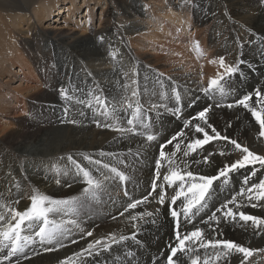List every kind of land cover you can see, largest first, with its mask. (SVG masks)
I'll return each mask as SVG.
<instances>
[{"label": "bare ground", "instance_id": "6f19581e", "mask_svg": "<svg viewBox=\"0 0 264 264\" xmlns=\"http://www.w3.org/2000/svg\"><path fill=\"white\" fill-rule=\"evenodd\" d=\"M35 1L19 0L20 6L15 8L22 13L33 9L39 22L50 13L59 17L66 8L72 20H75L76 10L81 8L77 5L78 0H49L38 3L37 7L34 6ZM81 1L88 8L89 27H61L44 34L46 32L38 33L33 25L37 31L31 38H27L28 44L23 46L15 39H12L10 47L4 44L14 32L6 17L22 32L25 22L31 21L29 15L27 17L24 13L17 19L11 14L14 8L0 14V22L6 23L8 30L0 28V77L5 76L8 79L6 83L11 82L8 84L19 83L17 87H12L13 91L3 96L0 90V193L5 191L2 183L7 180L10 182V172L21 174V170L17 172L16 168L20 167L5 144L30 155L23 173L27 184L22 185L18 178H14L17 180L13 186L14 194L8 192V198L5 195L0 197L9 199V202L20 200L21 190L28 185H32L28 189L29 194L18 204L20 207L22 204V208L29 205L33 188L54 199L78 197L83 185L76 175L74 165L67 158L71 156L97 175H102L97 172L95 165L83 160L87 155L108 162V156L100 157L101 151L113 153L119 159L127 157L128 171L133 178L126 188L118 186V181L114 178L110 179L107 190L101 193L99 201L79 209L75 215L56 216L57 221L75 219L78 225H67L60 243L29 245L24 254H17L10 262L4 260L5 253L0 252V260H4V264H60L72 257L73 264H165L168 244L174 241V221L169 214L168 202L174 190L166 189L168 195L163 207L157 203L154 194L149 196L160 146L183 130L186 119L212 103L203 92L208 80L214 78L219 71L218 65L209 63L211 59L224 56L228 62H234L238 52H242V58L247 61L242 66L244 78L235 80L233 92L224 103L232 102L253 89L264 88V46L261 44V40H264V0H119L130 21V28L123 30L122 38L115 36L110 23L98 32L92 26L95 8L101 7L104 0ZM105 16L109 21L108 11ZM76 24L75 21V26ZM101 36L104 37L103 42L100 41ZM238 39L252 43L240 49L237 46ZM196 42H199L203 55L194 48ZM113 52L116 53V59L110 55ZM133 66L142 101H163L172 106L174 102L167 97L174 87L178 88L183 97V113L179 119L170 114L159 118L152 114L158 140L142 149L137 159L129 155V149L136 152L135 141L139 138L120 139L117 133L97 127L95 120L104 123V118H94L89 108L76 103L77 100H87L89 91L106 97L110 103L121 99V85L127 79L124 73L130 72ZM13 68H18L19 72ZM61 88L68 89L73 97L71 103L60 99ZM65 108L68 109L67 114ZM121 116L122 122L126 121L127 115L121 113ZM210 122L222 134L235 138L244 145L248 144L246 146L251 151L264 155V138L258 136L259 126L250 113L241 108L215 109ZM229 122L232 125L230 128L226 126ZM205 149L195 158L202 159L204 155L213 153L210 165L193 164L192 171L212 175L217 168L233 162L241 155L225 141H213ZM147 150L153 151V159L150 166L144 168L142 164ZM166 150L169 152L173 147ZM221 151L225 152L224 156L219 155ZM192 159L193 157L188 158L189 161ZM116 162L115 159L111 160L112 164ZM252 170L257 171L255 177L250 176ZM165 171L166 169H161L162 173ZM108 175L111 176L110 173ZM245 176H250V183H258L260 179H264V169L259 165L249 166L231 174L228 185L217 181L214 185L217 188L216 196L209 202L208 210L201 212L197 219L194 218L195 222L199 224L201 218L206 219L214 210V206H219L224 200L236 195L243 187ZM23 177L21 181L24 180ZM125 190L129 196L123 195ZM145 196H149L150 202L131 210V214L155 212L160 208L155 224L142 225L135 241L117 245L99 256L85 255L76 258L75 254L82 252L89 243L110 233L131 236L135 229L129 213L125 211L126 205L130 199H143ZM240 199L243 201V198ZM261 204L264 205V201ZM242 210L264 218V206L245 207ZM122 212L125 213L123 216ZM181 223L185 230L193 227L183 217ZM199 226L205 230L208 228L203 224ZM89 231L93 233L91 237L87 236ZM218 232L222 235L217 238L236 241L253 249V254L264 249V232L254 234L251 228L245 230L239 225L224 223L220 225ZM47 247H55L56 250L46 251ZM250 257L247 264H253L249 261ZM183 259L185 264H189L187 257ZM240 259V254H233L223 258L218 264H240Z\"/></svg>", "mask_w": 264, "mask_h": 264}, {"label": "snow or ice", "instance_id": "6c2138e0", "mask_svg": "<svg viewBox=\"0 0 264 264\" xmlns=\"http://www.w3.org/2000/svg\"><path fill=\"white\" fill-rule=\"evenodd\" d=\"M100 41H104L103 36L100 37ZM248 43H252V41L238 39L237 46L242 49ZM261 44L264 46V40H261ZM194 48L200 55H203L199 42L194 44ZM110 55L116 59L115 52ZM242 57L243 53L238 52L234 62H228L224 56L209 61L211 64L218 65L219 68L215 77L209 79L207 86L203 88L204 94L209 97L212 103L186 119L183 130L172 135L160 146L158 159L155 160L149 196L154 194L157 203L163 207L168 195L166 189L174 190V194L168 201L169 214L174 221V241L168 244L169 252L165 264H185L184 257L188 258L189 264H218L223 258L233 254H240V264H247V260L253 255L254 250L236 241L217 238L222 235L218 232L220 225L222 223L239 225L245 230L251 228L254 234L264 232V218L247 214L242 210L245 207L264 206L261 204L264 201V179H260L258 183H250V176L257 175L256 170H252L250 176H245L242 181L243 187L236 195L224 200L219 206H214V210L206 219H200L199 224L207 225V230L200 227L194 220L201 212L208 210L209 202L217 193V188L214 187L217 181H220L222 185H228L231 174L249 166L259 165L261 169H264V155H258L242 142H238L237 139L222 134L210 122L215 109L241 108L251 114L252 119L259 126L258 136L264 138V88L253 89L252 92L245 93L232 102H223L231 96L235 80L245 76L242 66L246 65L247 61ZM124 76L127 79L121 85L123 95L116 102L110 103L106 97L89 91L87 100H77L76 103L84 104L89 108L93 112L94 118L97 116L104 118V123L95 120L97 127L117 133L120 139L139 138L135 141L136 152L133 153L129 149V155L137 159L142 149H146L158 140V134L154 131L152 114H155L156 118L170 114L179 119L183 113V97L178 88L174 87L171 90V95L167 97L174 102L172 106L163 101L146 103L142 101L141 93L138 91L135 67L133 66L130 72H125ZM59 97L68 103L73 100L67 88L59 90ZM67 112L68 109L65 108V113L67 114ZM121 113L127 115L126 121L122 122ZM71 122L75 123V121ZM226 126L232 127L230 122ZM213 141L227 142L241 154L240 157L217 168L216 173L212 175L192 171L193 164L197 166L210 165L213 153L204 155L202 159H196L195 156L201 150H206L205 146ZM168 145H172L173 150L165 152L164 149ZM99 155L100 157L108 156V162L103 159H93L87 155L83 157V160L90 165H95L97 172L102 175H97L71 156L67 158L74 165L76 175L83 185L81 195L78 197L54 199L33 188L29 197L30 204L23 210L16 207L20 203L19 199L0 203V252L5 253L4 260L10 262L17 254H24L25 248L29 245L60 243V237L67 231L66 226L78 225L75 219L57 221L56 216L75 215L79 209L99 201L101 193L107 190L106 186L110 179L114 178L118 181V186L125 188L127 184L131 183L133 177L128 171L127 157L119 159L113 153L103 151ZM219 155L224 156L225 152L221 151ZM189 157H193V159L189 161ZM112 159L117 161L116 164L111 163ZM161 169H166V171L162 173ZM109 173L111 176L108 175ZM123 195L129 196V193L125 190ZM149 196H145L143 199H130L126 205L125 211L129 213L133 229H135L131 236L110 233L104 238L95 239L89 243L82 252L75 254L76 258L85 255L99 256L102 252L111 251L117 245L130 240L135 241L137 234L142 230V225L155 224V218L160 213V208H157L155 212L145 211L136 215L131 214V210L150 202ZM240 198H243V201ZM178 202L179 211H177ZM124 214V212L121 213L122 216ZM181 217L186 223L193 225L191 230H185V226L181 223ZM212 233L216 235L213 236ZM92 235L91 231L87 232V236L91 237ZM45 250L55 251L56 249L47 247ZM4 260H0V264H4ZM60 264H73V258L69 257L61 261Z\"/></svg>", "mask_w": 264, "mask_h": 264}, {"label": "rangeland", "instance_id": "374dc122", "mask_svg": "<svg viewBox=\"0 0 264 264\" xmlns=\"http://www.w3.org/2000/svg\"><path fill=\"white\" fill-rule=\"evenodd\" d=\"M36 1H37V3H36ZM36 1L34 2L36 4L34 6L37 7L40 4V2L42 4V3L48 2L49 0H39V1L36 0ZM81 4L83 6H80ZM77 5L79 7H81V8H78V10H76V18H75V20H72L71 16L68 14L69 13L68 12V8H66L64 10V13H62L59 17L55 13H52V14L50 13V15L47 16L46 18H42L43 21H40V22L38 21V19L36 17L35 11L33 9L28 10V12H24V13H25V15H27V17L29 15V17L31 18V21L25 22L24 26H22L23 29H21L22 32H19L17 30V29H19V27L16 24L13 25L11 23L12 20L9 19L8 17H6L7 23L10 24L9 26L14 32L12 33V36H8L9 38L7 39V41L4 44L6 46L10 47L13 44L12 43V39H15V40H17L19 42L20 46H23L24 44L27 45L28 44V39L31 38L37 30H38L37 31L38 33H41L43 31V32H46L44 34H47V33H50V32H52L54 30H57L58 28H61V27H63V28H67V27L68 28H70V27L71 28H75L76 27L77 28V26H78L79 29H82V27H89L90 21L88 20L89 16H87L88 8H86V6L83 4V2L81 0H78ZM15 6H17V7L20 6L19 0L18 1L17 0H0V14H2L5 11H7V9L9 10V9H13L14 8V11H12L11 14H12V16L15 15L16 18L19 19L20 16L24 15V13H22L21 11L19 12L18 10H16ZM34 6H33V8H35ZM101 7H96L95 11H94V18H93L94 22H92V23H94V24H92V26L94 25V29H96L97 32H98L106 24L110 23V25H112V27H113V33L115 34V36H117L118 38H122L123 34H124L123 30L130 28V26L128 27L130 21L126 18V11H125L124 6L120 3L119 0H110V3H108V0H104L102 2V6ZM107 11H108V16L110 18L109 21H108V19L105 16V12H107ZM101 12H103V13H101ZM7 16H8V13H7ZM30 18H29V20H30ZM75 21L77 22L76 26H75ZM26 23H27V25H26ZM33 25L36 27L37 30L33 27ZM0 26H1L0 28H3L4 30H7V28H6L7 24L6 23L0 22ZM80 26H82V27H80ZM44 29H46V30H44ZM7 32H8V30H7ZM192 32H193V30L190 33H192ZM1 46H2V44L0 45V49H1ZM16 70H17V73H18L19 69L18 68L14 69V71H16ZM4 72H5V70H4ZM2 77L3 78L0 77V90H2L3 93L1 95L3 96L4 94H8L11 91H13L12 87H14V88H15V86L17 87L19 85V83L17 82V83L8 84V83H11V82L6 83V81L8 79H6L5 76H2ZM2 83H3V85H2ZM12 104H11V106H13ZM245 145H248V144H245ZM5 146L11 151L12 157L18 163L17 164L18 167H20L19 169L16 168L17 172H18V170H21V174L16 173L17 175H15L13 172H10L8 174V176L10 175V178H11L10 182H9V180H7V181H5L6 184L2 183V187H3V189L5 191L0 193V195H2V196L5 195V198L6 197L8 198V192H13L12 194H14L13 186H14V183L17 181L14 178H18V180H20L22 185L27 184V180L24 179V177H23L24 174L23 173L25 172L26 160L29 159L30 155L21 153V152L11 148L10 146H8L6 144H5ZM171 146L172 145H168L164 149L165 152H168L166 149H168ZM152 153H153L152 150H147L146 151L145 161L142 164V166L144 168H148V165L151 164V161L153 159V156H152L153 154ZM22 177L24 179L23 181H21ZM30 186L32 187V185H28V187L27 186L24 187V190L23 189L21 190V195L22 196L21 195L19 196L21 201H23V199L26 198L27 194H29L28 189H29ZM5 198L3 199V198L0 197V200H1L0 202L3 203L6 200H7V202H9L8 201L9 199H5ZM16 207L18 209H20V210L24 209V208H22V204H21V207L18 206V205H16ZM196 219H197V217H196ZM249 261L251 263H253V264H264V249L254 253L250 257Z\"/></svg>", "mask_w": 264, "mask_h": 264}]
</instances>
